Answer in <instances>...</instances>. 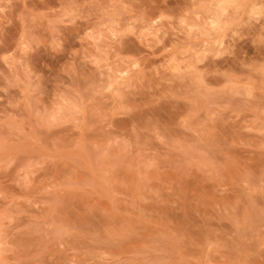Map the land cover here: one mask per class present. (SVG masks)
I'll return each instance as SVG.
<instances>
[{"label":"clouds","instance_id":"9594fccd","mask_svg":"<svg viewBox=\"0 0 264 264\" xmlns=\"http://www.w3.org/2000/svg\"><path fill=\"white\" fill-rule=\"evenodd\" d=\"M12 186L0 264H264V0H0Z\"/></svg>","mask_w":264,"mask_h":264},{"label":"rangeland","instance_id":"374dc122","mask_svg":"<svg viewBox=\"0 0 264 264\" xmlns=\"http://www.w3.org/2000/svg\"><path fill=\"white\" fill-rule=\"evenodd\" d=\"M13 197H19V189H17L15 186L11 187L10 192L8 194L7 202H5L2 197H0V205H2L3 207H8V204L11 203ZM89 210L91 211L92 209ZM9 220H11V217H9Z\"/></svg>","mask_w":264,"mask_h":264}]
</instances>
